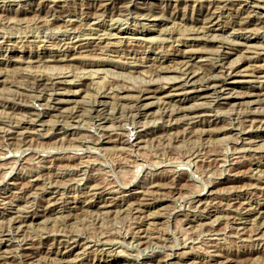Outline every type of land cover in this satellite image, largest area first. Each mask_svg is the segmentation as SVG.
Returning <instances> with one entry per match:
<instances>
[{
  "label": "rangeland",
  "instance_id": "obj_1",
  "mask_svg": "<svg viewBox=\"0 0 264 264\" xmlns=\"http://www.w3.org/2000/svg\"><path fill=\"white\" fill-rule=\"evenodd\" d=\"M51 1L0 0V264H264V96H244L264 93V0ZM188 56L227 90L141 96Z\"/></svg>",
  "mask_w": 264,
  "mask_h": 264
},
{
  "label": "bare ground",
  "instance_id": "obj_2",
  "mask_svg": "<svg viewBox=\"0 0 264 264\" xmlns=\"http://www.w3.org/2000/svg\"><path fill=\"white\" fill-rule=\"evenodd\" d=\"M47 1V0H46ZM49 1V0H48ZM107 1V0H106ZM109 1V4H113V3H111V1L110 0H108ZM245 2H246V0H244ZM51 2H54L55 4H57L58 2H59V0H52ZM213 2H214V0H213ZM216 3V2H215ZM54 4V5H55ZM116 3H114V5H115ZM119 7V6H118ZM210 7V6H209ZM250 12V11H249ZM105 13V12H104ZM251 13V12H250ZM208 14V13H207ZM213 14H214V12H212V15H209L207 18H205L204 20H202V21H200L202 24H206V25H204V26H202L201 28L204 30V32H206V30H211V29H213V25H212V19H213ZM89 15V14H88ZM87 16V15H86ZM250 15H248L247 16V18H242L243 20H240V19H237L238 21H234L235 22V24H236V26H238L239 28L238 29H240V32L242 33L243 31H241V29H245L246 30V28L251 24L252 25V23H251V19H250ZM237 18H239V17H237ZM249 18V19H248ZM70 19V18H69ZM201 20V19H200ZM70 21H72V20H70ZM69 21V22H70ZM211 23V24H210ZM207 24H210L209 26H207ZM234 24V25H235ZM250 28V27H249ZM237 29V30H238ZM248 31V30H247ZM185 32V31H184ZM239 32V31H238ZM239 32V33H240ZM203 33V32H202ZM204 34V33H203ZM180 35V34H179ZM192 35V34H191ZM187 36V35H186ZM102 37V36H101ZM185 38H187V39H185ZM184 38V40H190V42L191 41H196L195 39H192V37L191 38H189L188 39V36L187 37H185ZM91 39H92V37H91ZM97 39V38H96ZM180 40V39H179ZM100 41V40H99ZM249 41V40H248ZM109 43V42H108ZM87 44H89V43H87ZM99 44V43H98ZM86 45V44H85ZM191 45V44H190ZM193 45V44H192ZM100 46V45H99ZM111 46V45H110ZM262 46V45H261ZM85 47V46H84ZM88 47V46H87ZM247 47H251L250 46V44H249V46H246V48ZM83 48V47H82ZM93 49V48H92ZM88 50V49H87ZM84 51V50H83ZM67 54V53H66ZM52 58L54 57V59H52V60H41V59H36L35 60V62H39L40 60H41V62L42 61H54L55 60V58H56V55H52L51 56ZM187 57V56H186ZM185 57V58H186ZM36 58H39V57H36ZM188 60L186 61H183V62H180L181 63V65H179V67H177V71H180V72H178V74H179V77H173V78H163L162 80H163V84H165V85H159L158 86V88L156 89V90H152V88L151 87H153V85L154 86H156L155 85V83L153 82V84H152V82H150L149 84H148V86L147 85H145V86H147V88H143V89H141V90H139V92L141 93V96H143V95H146V94H151V93H160V92H162V91H164L165 89H178L179 88V86H176V87H178V88H176L175 87V84L176 83H178V82H184L185 81V83L184 84H187L188 82H190V81H194V79L196 80L197 79V81L199 80V86L200 87H205V88H212L213 89V93H224L225 92V90H227V88H225V85H223V86H218V85H210V82H209V80H207V81H203L204 79H201L202 77L200 76L202 73H200V71H198L197 69H201V68H197V69H192L191 68V66H193V64H191L190 62H191V59H193L191 56H188ZM261 59V58H260ZM59 60V59H58ZM64 60V59H63ZM161 60H163V59H160V60H158V61H161ZM222 60V59H221ZM28 61V60H27ZM198 61L199 62H201V66L200 67H202V66H206L207 64L205 63V59H198ZM32 62V61H31ZM34 62V61H33ZM218 63V62H217ZM221 63V62H220ZM45 64V63H44ZM206 64V65H205ZM227 64L225 63V62H223L222 64H218V65H216V66H214L213 68H215V67H217V68H219V70L221 71V73H222V71L223 70H227L228 71V75H233V76H236V75H240V69H238L239 68V66L237 67L236 65H234V66H226ZM231 65V64H230ZM41 66V65H40ZM61 68V67H60ZM179 69V70H178ZM160 70V69H159ZM162 70V69H161ZM213 70V69H212ZM175 71V70H174ZM50 73V72H49ZM242 73V72H241ZM226 74V73H225ZM145 75V74H144ZM203 75V74H202ZM252 76H253V74H251ZM204 77H206L205 75H203ZM255 76V75H254ZM39 77V76H38ZM68 77V75H67V73L66 72H59V73H57L56 75H54V76H52V77H50V78H48V79H46L42 84H43V86H44V90L46 91V95H47V98H48V100H50V101H55L56 103L57 102H62V103H64V102H66V101H69V100H58V98L59 97H57V96H62V95H64V98H71V97H75V95L76 94H78L79 93V90H77V91H68V92H63V90H64V88H63V86H65V85H69V86H71V82H69V81H67L66 80V78ZM94 77V76H93ZM82 78H84V77H82ZM86 78V77H85ZM212 82V81H211ZM198 83V82H197ZM73 85V84H72ZM189 85V84H188ZM42 86V85H41ZM198 87V86H197ZM217 87H222L220 90H217L216 88ZM125 88V87H124ZM125 89H127V88H125ZM159 89V90H158ZM62 90V92H60ZM130 90V89H129ZM158 90V91H157ZM122 91V90H121ZM123 91H124V89H123ZM196 91V90H195ZM197 92V91H196ZM108 94V92L107 93H102V96L103 97H108L109 96V94ZM244 94V93H243ZM215 95V94H214ZM241 95V94H240ZM117 96V95H116ZM140 95H139V97H141ZM202 96V95H201ZM218 96V95H217ZM244 96H247V97H253V96H258V97H262V96H264V93L262 92V93H260V92H258V93H256V94H253V93H247V94H244ZM227 97H229V95L228 96H226L225 98H227ZM45 98V97H44ZM257 98V97H256ZM145 100L146 99H149L148 97H146V98H144ZM264 99V98H263ZM261 100L262 99H257V102H261ZM54 102V103H55ZM134 104V103H133ZM175 104V103H174ZM150 105V104H149ZM151 106V105H150ZM202 107V106H201ZM178 108H175V110H171V111H169L168 109H164V111L162 110V112L164 113V115L165 116H171V117H173L174 115H176L177 113H178V110H177ZM197 109H199V108H196V109H190L189 111H190V113H194L190 118L191 119H194V118H196L197 119V117H204V114L203 115H199V114H197L196 112H194L195 110H197ZM203 110V109H202ZM201 112V111H200ZM203 112V111H202ZM183 114V113H182ZM177 116V115H176ZM184 116H185V119H188V118H186L187 117V115L186 114H184ZM206 117V116H205ZM257 119V118H256ZM261 119V118H260ZM106 120V119H105ZM182 122V121H181ZM257 122V121H256ZM207 123V122H206ZM257 123H259V121L257 122ZM191 126V125H190ZM240 139V138H239ZM134 142V141H133ZM137 143H138V141H137ZM137 143H132L131 142V146H136L137 147ZM238 143V142H237ZM248 147V146H247ZM8 155V154H7ZM56 172V171H55ZM253 172V171H252ZM82 173V172H81ZM31 177H34V175H31ZM37 181H40L39 180V177H35V178H33V179H31V180H27V186L26 187H24L25 189L27 188H29V187H33L34 185H36V183H37ZM153 187H156L155 185L154 186H152V187H150V188H153ZM93 188V187H92ZM23 189V188H22ZM97 190H98V188H97ZM93 191V190H92ZM127 193V192H126ZM139 194H141L142 196H150V194H152L153 193V190H147V191H145V192H138ZM157 194V193H156ZM107 199V200H106ZM105 199V203L103 204V208L105 207H112L114 204H112V200H115V198H111V199H109V198H106ZM150 199V198H149ZM148 199V200H149ZM151 200H153V199H151ZM128 201V200H127ZM195 203H198V205H201V199H198L197 198V200H196V202ZM6 204V203H5ZM125 204V203H124ZM126 206H125V209H124V211H126V212H129V213H132L133 212V214H139V215H141V214H143L142 212V210H141V208L139 207V206H136V205H138V204H125ZM6 206V205H5ZM16 207V206H15ZM12 208H14L13 207V205H12V207H11V205L10 206H8L5 210H10V209H12ZM116 208V207H115ZM29 209V208H28ZM32 209V208H31ZM31 209H29V211L31 210ZM112 210V209H111ZM249 210V209H248ZM11 211V210H10ZM18 211V210H17ZM122 211V210H121ZM124 211H122V212H124ZM32 212V211H31ZM53 212V211H52ZM107 213V212H110V209L109 210H107V211H104L103 213ZM119 212V211H118ZM145 212V211H144ZM247 212V211H246ZM245 212V213H246ZM248 212H250V211H248ZM247 212V213H248ZM27 213H28V211H27ZM128 213V214H129ZM246 213V214H247ZM31 216H34V215H31ZM31 216H30V218H31ZM262 216V215H261ZM108 217H110V216H108ZM148 217H149V220H154L155 219V216L153 215V216H149L148 215ZM238 217V216H237ZM263 217V216H262ZM19 220H15V219H13V222L12 223H17V224H19V228H22V227H26L27 226V224H26V219L27 218H29V216H25V217H23V216H19ZM11 220V219H10ZM240 220V219H239ZM144 222V221H143ZM196 223V222H195ZM239 223V222H238ZM60 224V223H59ZM210 225V224H209ZM16 226V225H15ZM12 227V226H11ZM10 229V228H9ZM8 229V230H9ZM234 230V229H233ZM4 232V231H3ZM6 232V231H5ZM4 232V233H5ZM0 233H1V231H0ZM255 233V232H254ZM2 234V233H1ZM0 234V235H1ZM45 235V234H44ZM2 238V237H1ZM0 238V239H1ZM85 240V239H84ZM2 241V240H1ZM0 241V242H1ZM76 241V240H75ZM145 242V241H144ZM77 243V242H76ZM140 244H142L141 242H140ZM87 247V246H86ZM5 252V251H4ZM65 253H68V252H71V250L69 249V250H66V251H64ZM63 252V253H64ZM3 253H0V260L2 259V258H5L4 257V255H2ZM5 254V253H4ZM169 257V256H168ZM58 261V260H57ZM167 261L166 260H164L163 261V263L164 264H167L166 263ZM57 264H68V263H66V262H57Z\"/></svg>",
  "mask_w": 264,
  "mask_h": 264
}]
</instances>
